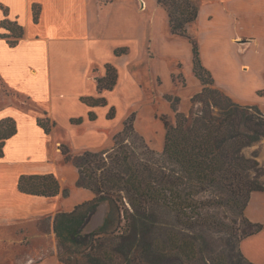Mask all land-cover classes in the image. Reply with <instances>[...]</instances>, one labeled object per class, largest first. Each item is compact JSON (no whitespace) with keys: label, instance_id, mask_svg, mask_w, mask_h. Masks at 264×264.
I'll return each mask as SVG.
<instances>
[{"label":"trees","instance_id":"1","mask_svg":"<svg viewBox=\"0 0 264 264\" xmlns=\"http://www.w3.org/2000/svg\"><path fill=\"white\" fill-rule=\"evenodd\" d=\"M155 1L165 11L169 32L186 38L190 45L192 72L201 83L191 100L201 103V108L187 115L177 111V97H166L175 120L170 123L161 118L162 154L171 167L153 165L141 155L146 146L135 134L133 113L122 122L108 149L74 154L66 145H60L63 160L77 169L75 185L89 189L93 197L54 216L59 260L63 264H201L206 247L199 231L204 226L227 233L225 256L210 255L207 264H264L248 261L239 249L243 238L264 230V223L251 222L244 215L251 193L264 192V184L258 178L261 169L256 158L243 153L245 147L264 138V113L256 104L233 101L214 86L211 73L201 61L198 44L187 32L198 13L194 0ZM0 7V37L13 47L23 29L16 19L8 17L6 8ZM38 11V5L32 4L33 22L37 21ZM126 52V47L114 50L117 56ZM103 68V75L94 79L96 95L80 97L90 108L107 104L102 93L111 90L117 80L112 64L106 63ZM256 94L263 95L260 90ZM42 115L36 123L47 134L55 122L46 113ZM87 116L89 120L96 117L93 110ZM113 117L114 108L110 107L106 118ZM71 122L80 123L81 118ZM15 132L12 118L0 120V158L5 140ZM17 188L36 196L68 195V189L61 190L51 173L20 175ZM208 193L210 200L197 199ZM206 202L235 212L241 225L236 226L234 220L229 226L213 215L201 216ZM159 206L172 214L173 222L159 221L152 209ZM100 207L102 219L91 228L92 217ZM64 251L68 257L62 256ZM73 254L80 259L71 260Z\"/></svg>","mask_w":264,"mask_h":264},{"label":"crops","instance_id":"2","mask_svg":"<svg viewBox=\"0 0 264 264\" xmlns=\"http://www.w3.org/2000/svg\"><path fill=\"white\" fill-rule=\"evenodd\" d=\"M32 4L39 7L36 22L32 20ZM0 6L6 8L8 17L16 19L23 29L22 37L13 47L0 37V79L9 90L17 89L37 99L42 113L55 122L45 134L36 123L37 118L43 117L42 113L31 112L30 108L0 94L6 101L0 103V120L10 117L16 125L15 134L4 142L0 158V255L4 258L0 264H63L53 231L54 216L71 211L75 205L91 199L93 193L75 185L78 172L59 152L61 144L68 145L60 135L64 130L74 134L77 142L74 147H67L75 154L109 148L111 137L119 128L107 132L95 128L97 109L88 107L80 97L96 95L94 79L103 75L104 64L110 63L116 68L117 80L111 90L102 93L107 102L103 106L106 111L113 107L115 115L113 96L119 92L127 100L140 101L143 84L132 69L142 63V54L139 55L138 45L132 38L96 36L92 15L86 11L82 0H0ZM2 18L0 7V20ZM245 37L235 34L231 38L233 47L242 51L252 41ZM122 47H126L127 52L115 55L114 50ZM145 49L146 55L151 57L150 47L145 46ZM208 61L202 60V63L215 81L213 66ZM237 64L244 70L249 65L243 60ZM172 74H169L171 81ZM92 83L94 92L91 94ZM83 84L89 88H84ZM255 90L254 93L261 89ZM89 110L95 113L94 120L88 119ZM106 114L105 119L110 120ZM76 118H81V122H71ZM50 173L57 178L61 190L68 189L67 196L61 193L54 197L36 196L17 188L20 175ZM244 215L251 222L264 223V192L251 193ZM102 216L100 207L92 217L91 228L100 223ZM239 249L248 261L263 263L264 230L243 238Z\"/></svg>","mask_w":264,"mask_h":264},{"label":"rangeland","instance_id":"3","mask_svg":"<svg viewBox=\"0 0 264 264\" xmlns=\"http://www.w3.org/2000/svg\"><path fill=\"white\" fill-rule=\"evenodd\" d=\"M104 2L107 0H82L86 11L92 15L96 36L106 38L124 36L132 38L138 45L142 63L132 71L143 84V91L140 101H130L122 93H116L113 96L115 105L113 119H105L106 107H96L97 119L94 127L104 132L119 128L115 134L121 130L122 122L133 113L135 134L146 146L141 155L153 165L171 167L172 163L162 154L164 128L161 118L170 123H174L175 120L166 97L171 99L177 97V111L187 115L201 108V103L191 100V97L200 90L201 83L192 72L190 45L186 38L169 32L165 11L155 0H110L106 4ZM194 2L198 6V13L195 21L187 26V32L198 44L201 61L208 59L212 64L216 79L214 86L219 85L227 93L235 96L230 97L237 103L258 104L264 113V0H194ZM247 3L250 4L249 7ZM235 34L250 37L252 41L242 51L237 50L231 42ZM145 46L150 47L153 53L151 57L146 55ZM242 60L249 64L246 70L236 65ZM172 72L174 74L171 75V81L169 74ZM83 87L89 88L85 84ZM93 87L92 83L89 88L91 94L94 92ZM255 89H261L263 95L259 97L254 93ZM0 94L8 96L25 108H30L31 112L42 113L41 103L37 99L17 89L15 92L9 90L1 79ZM5 102L0 98L1 104ZM61 134L67 146L74 147L77 142L74 134L68 130ZM243 153L247 157L256 158L261 169L258 178L264 184V138L245 147ZM209 198H212L209 193L197 196L198 200ZM152 209L161 223L174 221L172 214L164 211L163 207ZM200 211L201 216L213 215L229 226L234 220L239 221L235 212L212 203L206 202ZM239 225L240 222L236 226ZM201 229L199 233L204 238L206 249L203 250V262L199 263L207 264L210 255L225 256L227 233L215 227L203 226ZM62 256L68 257V253L64 251ZM69 258L80 259L74 254ZM3 260V256L0 255V261Z\"/></svg>","mask_w":264,"mask_h":264}]
</instances>
